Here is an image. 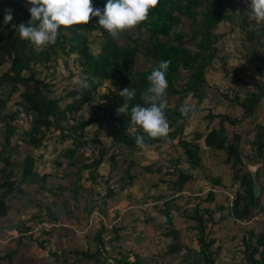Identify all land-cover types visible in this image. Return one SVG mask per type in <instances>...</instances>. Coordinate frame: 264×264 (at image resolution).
I'll return each instance as SVG.
<instances>
[{"label": "trees", "instance_id": "trees-1", "mask_svg": "<svg viewBox=\"0 0 264 264\" xmlns=\"http://www.w3.org/2000/svg\"><path fill=\"white\" fill-rule=\"evenodd\" d=\"M4 1V7L0 8V67H2L0 87L6 86L0 94V118L3 121L2 139L0 141V217L7 216L10 208L8 199L15 197L14 193L20 195L25 193L20 187L22 183L43 185L48 178L57 176L51 171H45L42 174L37 172L35 168L36 159L30 152H26L21 161L17 160L14 154L21 146L19 142L39 149L46 146L44 139L47 133L58 131L57 141L60 143L68 141L69 144L54 159L55 165L58 168L62 165V160L59 157L69 160L68 167H73L78 164L77 162H80L75 169L78 176L71 192V196L75 198L77 189L81 186L79 181L83 171L87 170L89 178L94 179L97 174L96 169L103 162V158L109 149L107 145H104L102 149L97 147L93 155H86L85 148L89 145V140L85 136L87 126L104 123L107 138L111 142L110 147L122 146L133 150L140 149L135 144V135H144L145 144L148 146H158L168 140L175 139L178 135L180 136L187 120L192 116L191 114L188 117L181 116L179 111L181 103L174 109H170L168 105L165 109L171 127L167 138L149 139L142 130L134 128L130 124L131 106L136 104L146 106L141 94L149 86L147 76L160 61L171 60L166 73L168 81L166 97L177 94L178 99L182 101L190 95L191 98L195 99L194 104L197 111L207 109L203 106V103L208 101L206 99L208 96L204 90V87L209 84L206 76L207 69L208 67L212 68L213 58L219 54L217 43L221 35L216 33V28L220 23L232 20L231 5L233 0H159L158 6L150 11L148 20L131 30L140 31L143 28L147 34L144 39H140L139 36L133 37L127 30L118 37H123L121 43L117 42L118 38H112L107 31L99 26V17H92L86 25H74L68 31L61 28L56 43L43 49H37L30 42L20 40L15 28L21 22L27 23L31 19L28 11L31 5L27 3V0ZM107 2L108 0H92L94 8H99L101 12H103ZM0 5L2 4L0 3ZM241 7L238 14L244 20L242 26L254 25L255 22L248 19L249 0L244 1ZM6 9H11L13 15L12 21L7 25L4 24ZM184 18L190 21L191 32L188 37L182 30L177 29ZM94 31H97L98 34L96 39L99 42L100 51L98 53H94L90 45L93 40L90 36ZM254 32V30L248 32L251 39H253ZM185 38L188 41L196 40L193 43L194 49L184 44ZM71 53L76 54V58L74 59L75 64L69 65L67 58ZM251 53L254 54L252 51ZM139 54H142L144 59L149 62V65L144 69L134 67ZM58 57H62L68 70V77H73L75 72L84 74L83 78L87 82L86 84L90 86L88 93L83 92L81 94L77 88H74V85H71L67 86L62 94H57L51 79L39 75L38 66H49L47 63L50 61L56 63ZM257 60L263 62L260 58ZM221 64L222 67L225 66L224 63L221 62ZM262 66L261 71L258 67L255 69L259 70L260 75H264V65L262 64ZM241 70V67L232 69L233 84L247 85L248 82L244 81V77L239 72ZM182 71L186 73V79L178 88L177 82L182 77ZM107 80H110L115 89H109L107 92L97 95V89L102 86L103 81ZM253 80H255L254 84L259 86L255 77ZM126 87L135 89L136 96L129 102V112L118 115L116 109L124 104L123 98L118 93ZM261 89V91L258 90V93L247 92L242 100L237 99V104L243 111L242 117L253 114L260 96L264 94V88L261 87ZM16 93L17 95L13 97ZM10 99H14L12 100L13 110L1 113V109L6 107V103ZM83 105L92 109L91 115L88 117L78 113L79 108ZM19 114H24L29 123V127H22L21 131H19L17 123L13 122L20 118ZM216 117L219 118L220 125L217 129L212 127L206 132L204 143L209 147L225 152L226 160L230 162L233 182L238 183L240 188L233 192L235 197L229 215L245 220L258 210L262 202L260 196H254L251 170L245 168L244 152L240 147L241 135L234 131L233 140H230L229 137L231 136L224 126V123L238 126L242 119L229 114H215L208 108L204 116L205 120L211 121ZM201 136L202 134L198 133L195 140L179 139L178 143L184 148L187 162L195 168L200 163V147L196 140ZM253 147H255V155L264 160V126L262 125L257 128ZM109 158L115 160L113 154H110ZM20 163L21 166L19 167L18 164ZM133 163H129L126 170L128 173ZM262 164L264 172V163ZM68 172L70 171L67 168L60 176L67 177ZM17 173L20 174L19 180L15 177ZM258 176L259 172L256 171V177ZM134 177L135 175L129 173L127 178L133 179ZM191 178V173L180 170L177 178L178 187L181 188ZM105 181H108V178ZM110 190V192L102 195L104 200L114 194V190ZM211 199L212 191H209L205 201ZM168 208L169 206H166L164 210ZM102 212L105 214L106 210L102 209ZM65 213L68 215L70 210L55 211L48 207L46 216L40 214L32 216V218L38 219L39 228H41L39 229L40 233L47 234V237L38 240L37 245L39 247L44 250L47 249L46 243L52 240L50 236L54 233L53 226H58L60 229L68 228L69 223L65 222L67 220ZM152 218L145 217L148 221ZM95 219L98 224V229L93 238L97 244L95 251L74 249L76 255L87 260H95L97 264H144L146 262L144 256L135 253L130 247L125 249L127 245H124V240L131 233L123 235L117 227L113 228L114 235L111 242L119 240L121 243L115 250L109 252L105 247L104 242L106 240L103 239V233L106 232L103 219L97 216ZM75 220L79 221V217ZM191 220L195 223L193 227L197 228L195 234H197L199 250L196 252L202 255L205 264H216L219 248H213L215 238L207 231L204 215L199 213L197 209ZM45 225L51 226L52 229H46ZM166 227L168 230L161 235L174 236L178 234V230L174 227ZM9 229L18 232L17 237L20 239L25 236L30 240L33 236V228L23 221H17ZM36 236L38 238L39 234ZM20 239L18 244L21 242ZM239 239L238 257L245 260L247 264H264V220L261 222V227L257 228L255 225L246 227L245 233ZM18 248L19 246L0 255V260H11L14 254H18ZM172 250L178 252L180 248L174 246ZM190 250L192 249L190 248ZM50 254L57 256V251L48 250L47 256ZM129 254L132 257H129ZM160 258L158 256L152 264H166ZM198 258V261H201V258ZM167 264H171V262Z\"/></svg>", "mask_w": 264, "mask_h": 264}, {"label": "rangeland", "instance_id": "rangeland-1", "mask_svg": "<svg viewBox=\"0 0 264 264\" xmlns=\"http://www.w3.org/2000/svg\"><path fill=\"white\" fill-rule=\"evenodd\" d=\"M0 3L2 4L0 5V8L4 7L5 1L2 0ZM240 3H241L240 0H235L233 4L231 5V7L232 8L239 7L238 5ZM236 17L238 20L239 19L238 16ZM233 22L235 21L231 20L228 23H220L218 26V29L216 30V33L220 31L229 32V35L225 36L226 37L225 39L237 45L233 50V53H232L233 56H237L239 61L240 60L243 61L241 62V64L244 67L243 69H250L251 73L252 71L254 73H258V71L255 70L253 67L260 65L259 62H256L255 64L250 65L249 67H247L248 64H246L248 63V60H250L248 59L249 58L248 55H252L251 50L249 49L250 46L248 45H251L252 42L255 43L256 41H252L248 32L244 31L245 27L242 26V22L236 21L234 25H232ZM189 23H190L189 19L184 18L177 28L178 30H182L187 37L190 35V32H191V26ZM251 26H253L252 30L255 31L253 34V39L254 38L258 39V36L260 35V33L258 32H261V30L258 27L260 25L251 24ZM142 29L140 31L129 30V33H131L133 37L139 36L140 39H144V37L147 34L145 33V30L144 29L142 30ZM97 36H98L97 31L92 32L90 36L91 39L93 38V40L90 42V45L94 53H98L100 51L99 42L98 40H96ZM220 38H224V36ZM122 40H123V37L121 36L120 38L117 39V42L121 43ZM247 41H249V43ZM195 42L196 40L188 41L187 38H185L184 40V44L188 45V47H190L191 49L195 48V46L193 45V43ZM217 46L219 49L220 45L217 44ZM75 58H76V54L71 53L67 58L68 64L69 65L75 64V60H74ZM254 59L255 58H253V60ZM216 61L217 60L215 59L212 62H216ZM47 65L49 66H46V67L38 66L39 75L41 77L46 76L48 77V79H51V82L54 84V88L56 89L57 94H62L63 92H65L66 87L71 86V85H74V88H77L81 94L83 92L85 93L89 92L90 86L86 84L87 82L83 78L84 74L82 75L79 72H75L73 77L67 76L68 70L66 69L64 65L62 57H58L56 63H54L53 61H50L47 63ZM148 65H149V62L144 59L142 54H139L137 56V61L134 67L139 68V69H144ZM1 68L2 67H0V73L2 72ZM215 69L218 70L219 68L217 67ZM209 70H212V68L208 67L207 69L206 76H207V79H208L207 81L209 84L204 87V90H205L206 96L213 95L215 97L216 96L214 92L215 87L213 86L214 83L211 82L209 79V73L211 72ZM258 77L261 79L262 75H259ZM250 78L251 77L248 75L244 76V81H247L249 83L248 85H250V86H247V85H244V86L252 87L251 85L253 83L252 81H249ZM185 79H186V73L182 71V77L177 82L178 88L185 81ZM256 83L258 84L261 83V80L260 82H256ZM261 86H264V84H261ZM5 87L6 86L0 87V94L5 89ZM109 89H115L113 85L111 84L110 80L103 81L102 86L99 87L96 91L97 95H101L102 93L107 92ZM20 90H22V87H20ZM16 95L17 93L14 94L13 97H15ZM166 98L168 101L167 105L169 106L170 109H174L175 106H178L179 103L181 104H184L185 102H189L193 104L195 103L194 102L195 99L191 98L190 95H188V97L184 98L182 101L178 99L177 94H172L171 96H168ZM12 100L14 99H10L7 101L6 107L4 109H1V113H5L6 111L13 110L14 105H13ZM236 102H237V98H236ZM86 106L83 105L78 110V113H80L84 117H88L89 115H91V111H92V109ZM234 114L237 115V112L234 111ZM19 115H20L19 116L20 118L16 122L15 121L13 122L17 123V125L19 126V131H21L22 127L28 128L29 123L26 119L27 117L24 114H19ZM256 116H258V118ZM263 117H264V110L261 111L259 109H255V111L251 115V118L254 121H259V122L264 121V120H261ZM194 119H197V120L202 119L199 111H197L194 117L191 116L187 120L186 125L190 123V121H193ZM207 121L203 120L200 123H198L197 126H195L194 124V128H195L194 131L196 129L197 130L199 129L200 127L199 125H201V123H205ZM185 127L183 128V130H185ZM2 130H3V121L0 118V141L2 139V136H1ZM86 131L87 132L85 136L89 140V145H87L85 148L86 155H89V156L93 155V152L95 151L97 147L102 149L104 145H107L109 149L103 158V162L98 165L96 169L97 174L94 177V179L89 178V172L87 170L83 171L80 181H79L81 186L78 187L75 198L71 196V192H72V189L75 187L74 182L78 176V173H75V169H76V166L80 162H77L78 164H76L73 167H68L67 164L69 160L59 157V159L62 160V165L58 168L54 163V159H56L59 152L64 147H66L69 144V142L68 141L64 143L58 142L56 139V135L58 134V131L47 133L44 139V144L46 143V146L45 147L42 146L39 149L33 148L29 145H25L19 142L21 146L18 148V151L14 154V157L17 160L21 161L23 155L26 152H30L31 155H33L34 158L36 159L35 168L37 172L42 174L45 171L47 172L51 171L57 176L48 178L47 181L43 185H40L39 183H33V184L22 183L20 187L23 189L25 193L23 195H20L19 193H14L13 195H16V196L8 199L10 203V208L8 210L7 216L0 217V255H3L5 253H8L14 250L15 248H17V246H19L18 248L19 252L18 254H14V257L11 260H7V259L0 260V264H97L95 260H87L79 255H76L74 249H78V250L89 249L90 251H95L97 244L95 243L94 240H92L93 239L92 236H94L95 232L98 229V226H95V218L93 219L94 222H93L92 227L87 228V224H88V218L90 214L94 216L102 215V209L104 208V199L101 195H104L105 193L110 192L111 191L110 189H112L114 190V194L110 196V199L108 200V202H111L112 199L113 201H117L118 199H121L126 204L128 200L129 202H135V203L138 202L137 197L130 196V195L127 196V193H129L130 191L131 195H133L132 194L133 188H138L142 184H143V195L147 196L148 201L152 200L155 197V195L154 197H151L153 196V194L152 195L150 194L151 192H154L155 190H159V191L162 190V186L160 185V182H159L160 175L153 173L154 168H152V166H151V169L149 170V173L152 175L146 177L147 179L142 180L140 177H136L135 179L127 178L129 173L133 171L134 172L136 171L138 173L142 171L143 170L142 164H145V162H148L146 161L147 158H150L151 155H157V154L146 153V151H143L146 149V147L143 149H140L141 151L139 149L133 150L131 148H125L122 146L110 147L111 142H110V139L107 138V133H106V128H105L104 123L89 125L86 127ZM230 133H231V137L229 138L230 140H233L232 138L233 133L232 132ZM163 144L164 145L161 144L162 145L161 147L163 148H159V153L165 154V152H172L173 150L179 151L178 148H174V149L166 148L165 145L168 147H171L170 146L171 144L169 143H163ZM155 147L156 146H153V148ZM136 150H139V151L136 152ZM244 150H246V148H244ZM222 153L225 154L224 151ZM110 154H113L115 156L114 158L115 160H112L109 158ZM182 154L183 156L185 155L184 148L182 149ZM210 157L211 158L213 157V153H211ZM159 159L162 160V157H160ZM243 159H245L244 162H245L246 169L251 170L253 168L258 167V170L260 171L259 178L264 177V172L262 169V165H263L262 163H264V160L259 159L258 157L256 159H253V157L251 158L249 155L245 156ZM157 160L158 158H156V161ZM222 160L223 159L219 161L218 163L219 165H221L220 162H222ZM130 162H134V163L132 165L130 172L128 173V171H126L127 168H125V165L129 164ZM18 165L20 167L21 163ZM67 168L70 171L68 172L67 177L60 176L62 172H64ZM138 173H135V174L137 175ZM15 177L17 180H19L20 174L17 173ZM106 178H108V181H105ZM58 187H63V188H58ZM109 187H112V188L109 189ZM95 197L98 198L99 203L101 201V204H97V200ZM184 200H185L184 197H180V198H177L171 201L170 203H166V205L167 206L170 205V207H173V205L177 201L183 202ZM48 207L55 211H59V210L62 211V209L64 210L69 209L70 213L68 215L67 213H65L66 215L64 214L67 219L65 222H68L69 226L67 229H60V227L58 226L57 227L53 226L54 233H52L50 236L52 240L46 243L47 249L44 250L41 247H39L37 244H38V240L44 239L45 237H47V234L40 233L39 229L41 228H39L38 219L32 218V216H36L37 214L46 216L48 212ZM108 209L109 208H107V210ZM115 209L116 208L114 207V210L112 212L111 210L109 212L106 211L105 214L113 216L115 215ZM86 211H87L88 216L86 214ZM125 211H128V210H125ZM137 211H140L141 213L145 212L143 210L142 211L137 210ZM228 211H230V209H228L227 212ZM117 212L119 213L120 210ZM127 216L128 215L126 214L125 215L126 219H127ZM184 216H187V215H184ZM77 217H79V221L75 220ZM117 217L114 216L112 221L113 220L115 221ZM157 218H159L158 215H157ZM105 219H106V222L109 224V221L111 220L107 218ZM17 221H23L25 222V224L33 228L32 230L33 236L31 237L30 240L28 239V237H25V236L21 237V239L18 238L17 236L19 235V233L14 230L9 229V227L16 224ZM121 221H122V217H119V220L117 222L120 223ZM99 223L101 224V222ZM233 225H238V224L232 223L231 226ZM245 226L248 227V225H245ZM258 226L261 227V224H259ZM45 227L46 229L48 228L52 229L51 226L49 225H45ZM75 228L77 231H84V230L86 231L84 233L77 232L75 231ZM108 229H111V228H108ZM177 230L181 231V232H178V234H180L181 236L184 235V238L182 239H183V242L186 244L187 248L185 246L182 250L180 249L181 252L175 253L174 255L168 254L163 257V255L168 252L167 251L168 247H167L165 249V252H162L163 255H160L162 254L161 252H157L159 254V257H161L160 259H162L164 263L166 264L170 262L171 264H205L204 260L198 261L199 253L195 254L197 255L195 256L196 259H193L192 262H189V261L186 262L185 261L186 256H183L187 253H190V251L188 250L189 248L194 249L193 247L199 246V243L197 241V236H196L197 234H195L197 233V228L196 227H186L183 230L182 227H179ZM135 231L139 232L140 230L136 229ZM186 231H189L191 233H188ZM231 231L232 230L230 229L229 231L230 235L232 236L238 235V233H236L237 230L233 232ZM38 234L39 236L37 238L36 235ZM143 234L145 235L146 232L144 233H141V231L139 232V235H143ZM191 234H194V236H191ZM241 234L242 233H240L239 236H241ZM188 235H190V237ZM78 236L81 238H78ZM131 236H128L125 238L124 245H127L126 240L131 242ZM112 237L113 235L110 237L109 235H107L106 232L103 233V239L105 238L104 240H106L104 242L105 247L109 252H112L118 247L114 243L113 244L111 243L109 247V242L112 239ZM166 238H169V236H166ZM19 239L21 240V242L18 244ZM146 240L148 239H144L143 241H146ZM172 241L173 240L169 241L168 243L164 241V242H160L157 244H159V246L161 245L167 246V245H171ZM177 241H180V240L177 239ZM230 241L228 243H230ZM236 241H238L237 244L239 246L240 239ZM183 242H182V246H183ZM173 245H174V242H173ZM214 246H217V245L215 244ZM129 247L131 248L130 245ZM48 250L49 251L56 250L57 256H51V254L47 256ZM102 257H105V256L102 255ZM153 262H154L153 259L151 260L148 259L146 260V262H144V264H152Z\"/></svg>", "mask_w": 264, "mask_h": 264}, {"label": "crops", "instance_id": "crops-1", "mask_svg": "<svg viewBox=\"0 0 264 264\" xmlns=\"http://www.w3.org/2000/svg\"><path fill=\"white\" fill-rule=\"evenodd\" d=\"M246 0H240L241 5L244 3ZM237 2V1H236ZM239 11L241 10L242 7H237ZM236 9V8H235ZM237 15V13H236ZM235 16V15H234ZM240 17L239 15H237ZM234 21H237V17L233 18ZM227 23V22H226ZM241 26V24H240ZM246 27V26H245ZM253 26L248 25L246 28H244V31L250 32L253 28ZM259 29L261 30L260 35L258 36V39H252V41H256L255 43L252 42L249 49H254L251 50L254 52L252 55H248V66L255 64L256 62H259L260 65L256 66L258 69L261 71V68L263 67L262 64L264 65V24L258 26ZM222 32V33H221ZM221 37L224 36V38H220L219 42L217 44L220 45V48L218 49V56L216 55L214 57V60L216 59V62H212V70L209 73V79L211 82H213V86L215 87V94L216 96H208L206 99L208 100L207 102L205 101L203 103V106L205 108H210L213 113L215 114H229L230 116L237 117L238 119L241 120V124L238 126L231 125L229 123H224V126L226 128V131L228 132L229 136H231V133L240 132L241 135V142H240V147L243 150V157L249 155L251 158L257 157L255 155V147H253V140L255 138V133L257 132V128L259 125L264 126V121L259 122V121H254L251 116L247 117H242L243 111L242 108L237 104L236 98L238 100H242L245 96L246 93L249 91H254L258 93V90H262L261 87L264 88V86H261V84H264V75L262 74V78L260 79L258 76L260 75L259 73H252L250 72V69H243V65L241 62L242 60L239 61L237 56H233V50L237 46L236 44L232 43L229 40H226L225 36L229 35V32H224L220 31ZM249 43V41H247ZM253 46V47H252ZM247 47V46H246ZM253 58H255L253 60ZM258 58L262 59L263 62L257 60ZM222 63H224V67H222ZM262 63V64H261ZM236 67L240 68L241 75L244 77L246 75L250 76L251 78L249 81H252V87H247L250 86L247 84V86L241 85V84H233L232 77H231V72L232 69ZM219 68L218 70L215 68ZM256 67H253L256 69ZM258 70V71H259ZM264 71V69H263ZM253 77L256 78V82H260L259 86H256L254 84ZM208 80V79H207ZM259 91V92H260ZM226 96H225V94ZM228 93V95H227ZM207 109L200 110L201 114V120L194 119L193 121H190L185 127V130L182 131V134L177 136L174 139V144L170 145L171 147H168L165 145L166 148L168 149H174L178 148L179 151L173 150L172 152H165L159 153V148L163 143L159 144L155 148L153 146H148L146 145V149L143 151H146V153H151V154H157V155H151L150 158H147L145 164L143 165V170L145 171H140L138 172H131L130 174L135 175L134 179L136 177H140L142 180L147 179L146 177L152 175L149 173V170L154 168L153 173L160 175V185L162 186V190H155L154 192H151L150 194L155 197L152 200H147V196L143 195V184L139 186L138 188H133L132 194L127 193V196H135L138 198V202H129V200L126 202L122 201L121 199H118L117 201H112L108 202L110 198H107L104 200V208L106 211L111 212L115 209V215L110 216L107 214H104V218L106 217L109 220H112L114 216H119L122 217V221L117 224V228L120 229V233L123 235H126V233H131V242L126 240L127 247L129 245L131 246V250L134 251L135 253L144 256V258L147 259H157L159 254L157 252H165V249L168 247V252L163 255H171L175 253L181 252V250L186 246V244L183 242L184 235H174V236H169V238H166V236L161 235V233L166 232L168 228L166 227L167 225H164L162 223V218L161 214L166 211V210H172L173 212V221L172 224L170 225L171 227H174L175 229H178L179 227H182L184 230L186 227H193L195 224L193 220H191V217L195 215L196 210L198 209L199 213L204 215V220L207 225V231L209 234L216 238L215 243L213 244V248H219V254L216 255V264H247L245 260H242L241 258L238 257L239 251L238 248V240L242 234L245 233L246 226L241 224L238 221H234L232 217L229 215V209L227 207V202H228V196L231 192L237 191L239 188L238 183L233 182L232 178V171L230 167V162H227L226 160V155L222 153V150H216L212 147H208L205 149H202L201 146L204 144V136L206 132L211 129L212 127L218 128L219 127V118H214L211 121H207L205 123H201L199 125V129L194 131V124L197 126L198 123L201 121L205 120L204 116L207 113ZM256 109L259 110H264V94L260 96L259 103L256 106ZM234 111L237 112V115L234 114ZM231 112V113H230ZM258 118V116H256ZM259 120V119H258ZM264 120V117L261 119ZM262 129V128H261ZM188 130V131H187ZM187 131V132H186ZM202 134L201 138L196 140L199 144V156H200V163L199 166L192 167L190 164L187 162V159L185 155L183 156L182 154V149L183 147L178 144L179 139H185L187 141H193L195 140L196 134ZM184 135V136H183ZM187 135V136H185ZM246 148V150H244ZM141 149V148H140ZM139 149V150H140ZM139 150H136L138 152ZM141 151V150H140ZM142 151V152H143ZM213 153V157L211 158L210 155ZM162 156H161V155ZM225 155V156H224ZM162 157V160L159 159ZM156 158L158 160L156 161ZM220 159V160H219ZM219 165V161H221ZM245 160V159H243ZM151 164V165H149ZM129 164L125 165V168L128 167ZM149 165V166H148ZM132 168V167H131ZM255 170V179L260 186V201L264 202V177L259 178L256 177V171L259 172L258 167L253 168ZM251 169V170H253ZM131 170V169H130ZM183 170L185 172H189L192 174V178L185 182L181 188L178 187L177 184V178L179 171ZM135 173H138L137 175ZM209 191H212V199L205 201V198L208 194ZM176 193H179L178 195H175ZM102 196V195H101ZM184 197L185 200L183 202L177 201L173 207H170L166 210L164 208L167 206L165 203H170L171 201ZM96 198V197H95ZM97 204H101V201L99 203L98 198H96ZM147 200V201H146ZM146 201V202H145ZM106 206V207H105ZM153 208H151V207ZM107 208H109L107 210ZM157 208V209H156ZM158 208H161L160 211H158ZM120 212L118 213L117 211ZM128 210V211H125ZM134 210V211H133ZM137 210H143L145 211L144 213H141L140 211ZM133 213V214H131ZM87 214V211H86ZM110 214V213H108ZM112 214V213H111ZM127 216V219L125 218V215ZM138 214V215H137ZM187 216H184V215ZM157 215L159 218H157ZM88 216V214H87ZM91 214L89 215V217ZM138 216V217H137ZM135 217V218H134ZM145 217H153L152 220H147ZM96 220V219H95ZM161 220V222H160ZM229 223H237L238 225H233ZM241 224V225H240ZM234 227V228H233ZM132 231H131V230ZM136 229L140 230L141 233L146 232V238L148 239L146 241H141L138 245H134L132 243V237L136 234H139L138 231H135ZM230 229L233 231H236L238 235L232 236L229 234ZM131 231V232H130ZM178 232H181L178 230ZM188 233H191L189 231H186ZM230 232V233H231ZM215 233V234H213ZM241 236H239V234ZM114 235V234H112ZM144 235V234H143ZM111 237V235H109ZM190 237V235H188ZM191 236H194V234H191ZM93 237V236H92ZM171 237V238H170ZM78 238H81L78 236ZM94 238V237H93ZM174 238V239H173ZM167 239V240H166ZM179 239L180 241H177ZM171 245H161L159 246L160 242H169L171 241ZM231 240V241H230ZM230 241V243H228ZM174 242V245H173ZM182 242L183 245L182 246ZM194 242V241H193ZM225 242V243H224ZM115 244L116 246H119V240L117 241H112L110 240L109 242V247L110 244ZM217 246H214V245ZM171 246V247H170ZM177 246L181 250L176 252L175 250L173 251V247ZM182 246V247H181ZM194 249L189 251L190 253H187L183 256H186V262H192L193 259H196L195 254L197 250H199V246L193 247ZM157 249V250H155ZM160 250V251H159ZM129 257L130 256L129 254ZM151 257V258H150ZM202 260V255L199 253V256ZM184 261V262H185Z\"/></svg>", "mask_w": 264, "mask_h": 264}, {"label": "clouds", "instance_id": "clouds-1", "mask_svg": "<svg viewBox=\"0 0 264 264\" xmlns=\"http://www.w3.org/2000/svg\"><path fill=\"white\" fill-rule=\"evenodd\" d=\"M234 1L235 0H233V2ZM27 3L31 5L28 9L31 19L27 23L21 22L19 25L15 26V28L20 40L30 42L37 49H43L50 44L54 45L56 43L61 28L68 31L71 26L86 25L90 22L92 17H99V26L107 31L112 38L117 39L122 32L132 30L146 22L149 18L150 11L158 6L159 0H108L103 12H101L99 8H94L92 0H27ZM238 6L241 7V3ZM231 12L232 20L239 15V9L237 7L236 9L232 8ZM247 14L248 19L254 21L256 25L264 24V0H249ZM238 18L237 22L243 23L244 20H242L241 16ZM12 19V10L6 9L4 24L7 25ZM226 22L228 23L230 20L222 23ZM235 22H233L232 25H234ZM217 29L218 27L216 30ZM217 34L221 35L219 32ZM170 64L171 60H162L153 67L150 75L147 76L149 86L141 94L146 106L136 104L131 106L130 109V124L134 128L142 130L149 139L167 138L171 131L170 123L165 114V109L168 104L166 98L168 88L166 73ZM118 95L123 98L124 104L117 108L116 112L118 115L126 114L129 112V102L136 96V90L126 87L120 90ZM179 111L183 117H188L189 114L194 117L197 113V107L193 103L185 102L181 105ZM165 143L172 145V143L174 144V139L171 141L168 140ZM135 144L141 149L145 148L144 135H135ZM203 146L207 145L204 143L201 146L202 149H205ZM178 194L179 193H176L175 195ZM231 194H233V192L229 194L227 202V207L230 211L233 205L229 204L231 201ZM263 207L264 202L262 201L258 210L252 216L261 213ZM160 209L161 208H158V211H160ZM97 217L103 219V225L107 235L112 236V234H114L113 228L117 226L119 217H117L115 221H109V223H114L111 229L106 227L108 223L103 215ZM231 217L241 224H243L242 221H248L251 218L249 217L243 220L235 218L234 216ZM93 218H95L94 215ZM263 220L264 215L261 214L259 220L253 225L258 228V225L261 224ZM243 225L245 226V224ZM95 226H98L96 221Z\"/></svg>", "mask_w": 264, "mask_h": 264}, {"label": "water", "instance_id": "water-1", "mask_svg": "<svg viewBox=\"0 0 264 264\" xmlns=\"http://www.w3.org/2000/svg\"><path fill=\"white\" fill-rule=\"evenodd\" d=\"M214 60V59H213ZM251 178H252V188L254 196L257 197L260 194V186L258 185L256 179H255V170H251ZM162 223L164 225L170 226L173 221V212L172 210H166L161 214ZM146 238V235H134L132 237V243L134 245H138L143 239Z\"/></svg>", "mask_w": 264, "mask_h": 264}, {"label": "built area", "instance_id": "built-area-1", "mask_svg": "<svg viewBox=\"0 0 264 264\" xmlns=\"http://www.w3.org/2000/svg\"><path fill=\"white\" fill-rule=\"evenodd\" d=\"M203 147L204 148H208L207 146H203ZM230 198H231V201H230L229 204L232 205V199L234 198V194H231ZM261 214L264 215V207H263V210L261 211V213H257L256 215L252 216L248 221H242V223L245 224V225H248V226L249 225H253L255 222H257L259 220ZM93 219H94L93 215H91L90 218H89L88 224H87V228H89V227H91L93 225ZM113 224H114L113 222L109 223V224H106V227L107 228H111ZM75 226H77V225H75ZM75 231H77L76 228H75ZM85 231L86 230L77 231V232H85Z\"/></svg>", "mask_w": 264, "mask_h": 264}]
</instances>
